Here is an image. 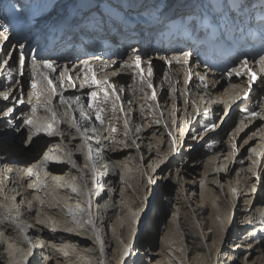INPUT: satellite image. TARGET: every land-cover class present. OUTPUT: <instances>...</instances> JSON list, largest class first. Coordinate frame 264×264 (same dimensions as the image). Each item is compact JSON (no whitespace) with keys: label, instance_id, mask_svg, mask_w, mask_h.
I'll use <instances>...</instances> for the list:
<instances>
[{"label":"bare ground","instance_id":"obj_1","mask_svg":"<svg viewBox=\"0 0 264 264\" xmlns=\"http://www.w3.org/2000/svg\"><path fill=\"white\" fill-rule=\"evenodd\" d=\"M67 1L69 0H47L46 4L42 5L48 10L55 8L57 3L62 6ZM95 1L115 4L113 0ZM131 1L132 8L138 9L141 2L145 5L144 7H149V11L157 8L156 0H125V3L129 4ZM159 1L165 2L166 0ZM1 39L0 31V44L3 43ZM70 43L74 44L72 39L58 43L55 48L56 64L72 70L75 78H80L79 73L82 70L77 65L81 64L83 58L89 56L84 55L78 58L77 53L65 50ZM11 44L13 42L3 49V52L11 53L10 58L0 53V264H34L31 260L34 250L41 255L40 259H43L41 264H104L101 261L104 248L99 244L96 225H93L96 218L92 217L90 211L93 206L89 208L90 199L102 202L103 197L107 198L110 206L107 202L97 206L100 209L98 210L100 223L103 224L104 221L101 216L104 213L108 214L112 207L120 210V217H117V221L124 223L127 227L135 222V226L132 225L134 231L131 236L127 238L124 235L119 243L113 240V245L120 249L119 256H113L114 264L132 263L136 249H139L138 254L139 251L142 252L148 248L147 242L141 239H138L137 245H132V247L130 243L137 228L140 227L141 230L147 227L146 222H140V220L142 221L145 217L144 212L150 206V201L154 202L150 207L151 210L157 208L158 205H165V207L173 205L175 208H180L184 201L179 202L177 194H173L169 188H164L161 183L157 182L154 194L152 193L149 201L148 194L146 200L132 205L126 184L117 179V172L119 170L122 177L129 172L130 152L139 154L138 158L135 156V161L156 162L150 167L151 171L155 170L158 163L168 156L169 161L166 164L173 160V153L179 147L175 149L172 146V141H175L173 130L177 122L181 124H179L182 129L179 132L181 135L188 127L185 134L191 130L193 133L200 131L201 136H204L203 134L209 132L210 126L213 125L215 116L224 113L218 125L222 121L225 124L226 121V128L235 121L236 116L238 126L230 133L231 146L228 142L219 140L221 132H210L208 159L216 167L222 165L225 168L227 165L223 172L216 171L214 174L220 178L221 176L222 178L233 176V181L244 175L243 190L249 191L250 186L255 188L252 182L253 177L247 174V171L235 172L237 168L243 167L244 162L243 156L238 154L234 157L235 151L231 148L238 134L248 125L246 132L248 131L249 135L240 148L245 144L252 145L251 163L249 162L247 168L259 177L264 176V85L261 82L262 78H260L258 87L252 90L253 95L243 99L241 97L247 91L245 79L226 85L225 78L220 75L214 77L212 71L207 70L205 73L201 68H194L193 65H172L165 68L167 64L164 63L163 55L155 52L147 56L146 52L144 56H140L143 61L141 67L146 73L150 62L153 75L146 77L143 81L135 67V61H130L128 66L123 68L117 66V63L111 69L104 71L99 70L100 66L94 68L95 73L98 72L96 76L98 80L108 78L109 84L116 89L115 95L110 96H118L120 101L110 102V96L105 100L103 89L89 82L91 75L89 74L85 82L80 78L87 86L85 90L80 86L76 89L68 88L65 91L68 103L64 107L60 105L58 99L50 103L48 97H42L43 90L40 87L35 90L30 89L29 83L32 78L37 79L38 86L43 85L40 70L38 67L34 70L27 61L21 70L17 60L18 48L16 47L12 53ZM137 46L134 45V49ZM131 57L132 48L127 52V59ZM5 59L8 60L7 64L4 63ZM166 59L175 63L173 57ZM120 70L127 75L114 77ZM65 75L66 71L63 73V76ZM218 77L221 79L218 80ZM149 82L152 87L148 86ZM236 84L237 87H235ZM37 90L41 92L39 97L35 95ZM153 90L156 94L155 100L152 99ZM197 91L206 92L208 96L201 97L196 93ZM92 92L97 93L94 111L96 112V107L103 109L101 113L103 122L96 119V113H92L91 108H84L87 106L86 94ZM5 96L8 98L5 99ZM249 100L253 101V103L250 102L253 105L251 107L247 106ZM118 102H121L118 111H127L125 117L118 112L115 113L117 108L114 106L116 103L119 104ZM111 103H115L114 106ZM239 106L244 109L243 112H240ZM34 108L35 111H33ZM9 109L12 111L9 112ZM177 112L180 113L179 121L176 119L174 121L173 117L177 115ZM251 114L252 116H248ZM29 120L32 123H28ZM251 122L253 123L250 124ZM49 123L53 124L50 131L46 127ZM136 125L139 126L138 129ZM222 126L223 122L220 127ZM253 135L256 137L252 138ZM254 141H256L255 144H253ZM193 146L188 145L191 149L185 155L184 160L193 158L194 154H197L192 161L199 165V150L194 149ZM224 157L225 161L224 159L220 161L219 158ZM234 159L238 163L232 164ZM172 165L174 168L177 166L176 163ZM95 166H97L96 169ZM179 169L177 168L174 173L175 180ZM206 171L202 179H205ZM162 172L163 167L161 166L151 176L155 180ZM102 175L105 177L103 181L107 182L106 187L110 188L100 193ZM179 175L178 181L183 183L182 177L185 176L183 171ZM166 176L167 174H165V179ZM189 182L187 185H191ZM230 186L236 189L235 185ZM153 187L150 186V189ZM260 193L256 197V205L249 210L251 212L253 209V212L245 214V217L249 215V221L253 222V229L260 225L256 223L257 220L264 222V218H260L264 213V187ZM250 195L253 197V193ZM145 206L147 208L143 212ZM180 215L181 212L178 209L175 210V222L180 223L183 228L184 220L182 221ZM203 219L206 221V226L209 225L214 229V233L220 240L222 232L219 225L212 219L205 217ZM59 228L66 231L57 230ZM83 229L92 238L91 241L78 235ZM125 239H127L126 242H124ZM69 241L72 242L74 253L72 258L67 260L68 263L64 259L59 260L60 255L57 256L55 242ZM253 241L250 240L247 245H253L251 243ZM85 244L88 245V251H85L84 256L75 255L74 249H79ZM186 249V251L183 249L185 259L180 263L165 252L166 262L156 259L155 264H212L205 260L204 255L199 258L191 244H188ZM252 250L260 252L261 245L257 244ZM151 254L152 251L149 252V255ZM213 254H211L212 261L214 260ZM174 255L181 260L175 252ZM142 257L140 255V258ZM255 258L259 260L261 254Z\"/></svg>","mask_w":264,"mask_h":264},{"label":"rangeland","instance_id":"obj_2","mask_svg":"<svg viewBox=\"0 0 264 264\" xmlns=\"http://www.w3.org/2000/svg\"><path fill=\"white\" fill-rule=\"evenodd\" d=\"M119 91L121 90L119 89ZM168 92L171 93V91L169 90ZM109 100L110 102H116L113 96H110ZM111 104L114 106L115 103ZM114 107L117 108L115 110V113L118 112L122 117H125V112L127 111L119 112L118 107H120V105L117 103ZM129 113L131 114V112ZM223 114L224 113H221L219 114L220 116H215L213 123L214 127L213 125L210 126L209 132L203 134L204 136H201L200 131L193 133V131L191 130L185 134L186 130L189 129L188 127L183 135H181V133H179L182 131L180 126L181 124L179 122H175L176 127H174L175 129L173 130V137L175 136V141H172V146L175 149L178 146L179 147L173 153V160L166 164L169 161L168 156L165 160H162L156 166L157 168L161 166L163 167V172L161 173L159 178L157 177L154 180L153 176H151L157 168L151 171L150 167L156 164V162L148 160L135 161V156L137 157L139 156V154L136 155L134 152L129 153V156L131 158V161L129 162V172L122 177L120 171L118 170L117 179L126 184V187L128 189L127 193L129 195V199H131L132 205L136 203L140 204L143 200H146L148 194L149 201L150 196L154 194L153 191L154 188L156 189L157 182L161 183L162 187L169 188V190L173 194H177V200H179V202L180 200L184 201L183 205H180L182 206L180 208H175V206L173 205L169 207H165V205H158L157 208H153L151 210L150 207L154 204L153 201H150V206L148 208L147 206H145V209L142 210L144 212L147 208V210L144 212L145 217L142 218V221L140 220V222H146L147 227L141 230L140 227L137 228L135 235L132 237L130 246L132 247V245H137L138 239H141V241L147 242L148 248L147 250H143L142 252L139 251L138 254L137 251L139 249H136L135 253H133V256H135V258L130 264H147L148 262H150L151 264H155L154 260L156 259L162 262H166L165 252H168L174 260L180 263V261L185 259V253L183 249H185L186 251V246L188 244L194 246L195 249L193 250L195 251V253H198L199 258L204 255L206 257L205 260L208 263L264 264V222L263 220H257L258 222L256 221V223H259L260 225L257 226L256 229H253V222L249 221V215L245 217V214H251L253 212V209L251 210V212H249V210L253 208V205H256V197L258 194H261L260 190L264 187V182H262L264 176L261 177L262 175H260L259 177L255 172H251V170L247 168L249 162L251 163L250 155L252 154V145L247 146V144H245L240 148L242 142H244L249 135L248 131L246 132L248 125L244 128L243 131L238 134L235 139L234 146H232L231 148L233 151H235L234 157H237L238 154L243 156L244 165L240 169L237 168L235 172L239 173V171H247V174L253 177L252 182H254L255 188L253 186H250L249 191L243 190L244 185H242V180L244 178V175H241L239 179L235 178L234 181L233 176L229 178L225 176H223V178L222 176L221 178L218 177V175L215 176L214 173L216 171L223 172L226 169L227 165L225 166V168L222 165L216 167V165L214 166L211 163L212 161L208 159V147L211 139L210 132H221V139L219 140L228 142L229 146H231L230 140L232 139V136H230V133L238 126V119L236 120L235 116V121L229 124L227 128L225 127L227 125L226 121L225 124L224 121H222L223 126L220 127L222 122L220 123V125L218 124L219 121H221ZM248 116H252V114ZM179 117L180 113L177 112V115L173 117L174 121H179ZM253 117L251 119H253ZM252 123L253 122H251L250 124ZM137 126L138 125H136V128L138 129L139 126ZM254 137H256V135L252 136V138ZM250 139L248 141H250ZM255 143L256 141L253 142V144ZM190 144L194 145V149L199 150V165L192 161L196 158L197 154H194L193 158L184 160L185 155L188 154L191 149H189L188 147V145ZM219 159L220 161L223 159L225 161V157ZM217 161L218 157L216 158V162ZM234 162H237L236 159L233 160L232 164ZM174 163H176L177 165L175 168L172 165ZM189 164H192V166H189ZM96 167L97 166H95V169ZM177 168L180 169L175 180L173 176L175 171H177ZM206 169L208 171H206ZM182 171L185 175L184 177H182L183 183L178 181L180 177L179 173ZM205 171V179H202L203 173ZM165 174H167L166 179ZM100 179L102 182V186H100L101 188L99 192L102 193L104 189L107 190L110 187H106L107 182L103 181L105 179L103 175ZM203 180H205L204 183ZM187 182H189L191 185H187ZM230 185H235L236 189H233ZM150 186H154L153 189H150ZM120 189L121 187L119 188V190ZM143 191L145 192L142 193ZM251 193H253V197L250 195ZM102 200V202H96L95 200L93 201L90 199L89 208H92L93 206V208L90 209L92 217L96 218L95 223L93 222V225H96L95 229L99 244H101L104 248L101 261H103L104 264H114L113 261L115 260V258H113V256H119L120 249L116 248L113 245V240H116L119 243L120 240L122 241V237H124V235L126 237L131 236L134 231L133 227L135 226V222L134 224H132L133 227L132 225L127 227L124 223L117 221V217H120V210L117 207H112V210H110L108 214L104 213L103 216H101L103 217L104 221L103 224L100 223V214H98V210L100 209H98L97 206H100V203H108L106 197H103ZM109 204L110 202L108 203V205ZM200 206L201 209H199ZM177 209L179 210V212H181L180 216L182 217V221L184 220L183 228L181 227L180 223L177 224L175 222L174 216L175 210ZM203 217L209 220L212 219L219 225L222 232V238L220 240L218 239V235L214 233V229L209 225L206 226V221L203 219ZM260 218H264V213H262V216H260ZM253 219L254 218L252 217V220ZM184 229H186L187 231ZM249 229L250 232H248ZM57 230L66 231L62 228H59ZM83 231H79L80 233H78V235L84 237L87 241H91L92 238H90V236L87 234V232H85L84 229ZM186 232H189V234H186ZM135 239L136 242H134ZM250 240L254 241L251 242L253 243V245L249 246L247 244L248 242H250ZM126 241L127 239H125L124 242ZM71 243V241L55 242V244H57L55 245L56 252L58 253L57 256L60 255L59 260L64 259L69 263V261L67 260L69 258L71 259V256H73L74 253L72 251ZM257 244L261 245L260 252H254V250H252V248H254V246H256ZM18 246L21 247L20 245ZM74 247H76V245H74ZM74 250L75 255H77L78 257L84 256L85 251H88V245L86 246L85 244L79 249ZM171 250H173L177 254V256L181 258V260H179ZM150 251H152L151 255H149ZM211 254L214 255L213 261ZM259 254H261V258H259L258 260L255 257ZM136 255L138 256L137 258ZM140 255H142L143 257L140 258ZM61 256L63 258H60ZM40 258L41 255L38 254V251L35 252L34 250L33 254L31 255V260H33V263L41 264L43 259Z\"/></svg>","mask_w":264,"mask_h":264},{"label":"snow or ice","instance_id":"obj_3","mask_svg":"<svg viewBox=\"0 0 264 264\" xmlns=\"http://www.w3.org/2000/svg\"><path fill=\"white\" fill-rule=\"evenodd\" d=\"M22 47V46H21ZM0 53H2L3 55L7 56V57H11V53L10 52H3V50H0ZM174 59H178V58H174ZM17 60H18V63L21 67V70L23 69V66H24V63H25V56H24V53L22 51L18 52V56H17ZM187 59H185L183 61V63H187ZM4 63L7 64L8 63V60L5 59L4 60ZM143 61L141 60V57L140 56H136L135 58V67L138 69L139 73L141 74V80H145L146 77H151L153 75V70L150 66V62L147 66V69H146V73H145V69L143 67H141ZM244 64L246 65L247 64V61L245 60L244 61ZM260 65H261V71H264V56H262L260 58ZM46 66L48 68H53V65L52 63L49 61V62H46ZM85 66L88 67L89 69V72L91 73L90 75V83L93 84V85H96L97 87L103 89L104 91V99L107 100V98L110 96V95H115L116 93V89L113 85H110L109 84V81H108V78L105 77L103 80H98L96 78V73L94 71H92L91 67L89 65H87V62H85ZM35 67H36V61H35V58H33V69L35 70ZM53 70H55L53 68ZM234 72H236L237 75L240 74V72L238 70H233ZM249 72H250V81L251 82L252 80H255L256 79V74L254 72H251V70L249 69ZM86 76L89 75V73H85ZM45 80H47V83L48 85L51 87V90L53 92H55V86L52 84V80L51 79H48L46 76L44 77ZM69 80H71V76L68 77ZM149 87H152V84L149 82ZM32 87L33 89H37V83L36 81H33L32 82ZM35 95H37V97H39L41 95V92L39 90H37L35 92ZM92 99H93V104H96V97H97V93L96 92H92L90 93ZM5 99H7L8 97L5 96L4 97ZM79 99V98H77ZM116 99L119 100V97L116 96ZM152 99L155 100L156 99V94H155V91L153 90V95H152ZM63 102V101H61ZM113 110H115V108H113ZM12 109H9V112H11ZM33 111H35V108L33 109ZM103 109L99 108V107H96V119L97 120H100L101 122H103V118H102V113ZM253 115H255V113H253ZM53 117H55V113H53ZM28 123H32L31 120L28 121ZM127 123V122H125ZM47 129L50 131L52 130L53 128V124L52 123H49L47 124ZM214 127V125H213ZM75 190V189H74Z\"/></svg>","mask_w":264,"mask_h":264}]
</instances>
